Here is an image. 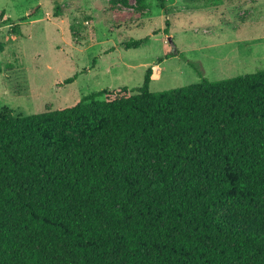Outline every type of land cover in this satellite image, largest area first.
Masks as SVG:
<instances>
[{"label":"trees","instance_id":"obj_1","mask_svg":"<svg viewBox=\"0 0 264 264\" xmlns=\"http://www.w3.org/2000/svg\"><path fill=\"white\" fill-rule=\"evenodd\" d=\"M189 64L200 83L152 93L149 67L135 91L0 113V264H264V231L234 214L264 215V70L212 82Z\"/></svg>","mask_w":264,"mask_h":264},{"label":"rangeland","instance_id":"obj_2","mask_svg":"<svg viewBox=\"0 0 264 264\" xmlns=\"http://www.w3.org/2000/svg\"><path fill=\"white\" fill-rule=\"evenodd\" d=\"M146 3L142 9L139 0H0V113L40 114L105 89L135 91L149 67L152 93L200 83L189 61L212 82L264 70V0H167L166 10L156 0ZM120 12L132 18L117 24ZM8 18L11 25L2 26ZM166 20L170 35H153ZM145 38L138 49L123 46ZM76 74L74 84L58 86ZM234 214L243 227L264 231V215Z\"/></svg>","mask_w":264,"mask_h":264},{"label":"water","instance_id":"obj_3","mask_svg":"<svg viewBox=\"0 0 264 264\" xmlns=\"http://www.w3.org/2000/svg\"><path fill=\"white\" fill-rule=\"evenodd\" d=\"M169 41L171 42V39H169Z\"/></svg>","mask_w":264,"mask_h":264}]
</instances>
